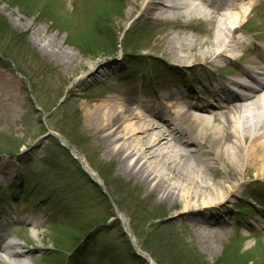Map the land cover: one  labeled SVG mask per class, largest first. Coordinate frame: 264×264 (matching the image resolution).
<instances>
[{"label":"rangeland","instance_id":"obj_1","mask_svg":"<svg viewBox=\"0 0 264 264\" xmlns=\"http://www.w3.org/2000/svg\"><path fill=\"white\" fill-rule=\"evenodd\" d=\"M100 1L0 0V59L7 66H0V84L7 83L9 87L0 90V172L7 173V176L0 173V189H3L0 210L5 220L19 215L37 219L35 236L31 229H23L21 236L17 235L33 250L30 262L39 264L51 252L47 264H60L69 249L81 241L87 245L73 257L80 259L76 264H146L133 255L116 217L118 212L126 218L136 244L151 255L155 264H264V180L254 179L255 172L246 177L249 179L240 176L234 179L238 187L229 197L230 203H225L227 198L216 203L217 208L226 204V213L221 215L225 225L213 229L215 235L209 239L210 247L205 249L184 224L187 220L181 221L177 216L182 206L164 202L161 194H147L133 178L118 174L115 162L108 159L84 123L85 105L93 104L95 98L118 97L121 89L123 98L153 95L150 76L158 79L154 86L162 98L166 96L162 91L183 92L193 78L199 83L195 90H199L202 79L216 67H175L163 61L156 46L165 35L185 36L186 41L197 39L195 50L201 52L212 42L213 35H209L215 32L216 25L225 28L223 20L191 18L151 23L135 10L134 18L129 21L133 12L131 1L121 0L120 5L116 4L119 1H110L112 9H108L115 13L110 17L106 13L108 18L100 20V35L82 38L85 28L89 30L98 19ZM254 8L239 26L246 30H242L243 34L264 42V4ZM79 11L81 14L77 16ZM61 17L69 22L70 30L61 31ZM228 25L232 28L233 21ZM145 36L148 39L143 40ZM238 36L246 43L245 48L251 49V45L254 48V53L246 55V60L241 62L245 65L260 50L250 43L248 35L238 33ZM138 37L141 39L137 40ZM82 46L96 49L86 53ZM40 48L42 52L46 49V54H41ZM53 51H63L69 58L74 56L75 61L57 63L50 55ZM96 62L109 63L115 70V75L105 84H97L98 77L101 78L98 74L84 79L85 71L81 67ZM215 63L222 66L227 61ZM122 66L123 70L119 71ZM227 73L234 75L231 70ZM205 83L209 85L207 79ZM12 93L17 101L11 108L4 102ZM210 125L216 126L212 120ZM193 130L197 132L199 126L194 125ZM46 132L59 136V141L45 140L42 133ZM60 142L75 149L87 161L109 190L108 196L89 181ZM17 148L23 151L20 157L14 154ZM212 158L210 154L203 159L209 163ZM168 159L172 158L168 156ZM22 179L27 184L25 194L19 200H9V183H19ZM46 190L53 191V195L46 196ZM249 201L262 207L251 208ZM250 224L257 233L247 237L248 232L241 225L250 227ZM90 231L92 238L88 237V241L85 236ZM54 247L57 251H53Z\"/></svg>","mask_w":264,"mask_h":264},{"label":"bare ground","instance_id":"obj_2","mask_svg":"<svg viewBox=\"0 0 264 264\" xmlns=\"http://www.w3.org/2000/svg\"><path fill=\"white\" fill-rule=\"evenodd\" d=\"M130 1L133 12L129 21L134 18L135 10L151 23L191 18L211 22L217 18L223 20L225 28H221V24L216 25L215 32L209 35H213L212 42L201 52L195 50L197 39L186 41L185 36L165 35L157 44L156 49L166 63L193 67L199 63L213 64L218 58H231L225 54L226 50L233 42L235 46L240 45L234 33L255 0H199V4L194 2L197 0ZM213 1L217 2L216 7H212ZM97 6L102 11H98L100 20L108 18L106 13L109 17L115 13L110 12L104 1ZM232 21L234 26L231 28L228 23ZM63 29L70 30L69 22L63 25ZM226 30L228 34H225ZM41 49L39 52L46 54V49L45 52ZM189 53L192 54L188 56ZM50 55L57 63L63 60L67 63V59L75 61L74 56L69 58L63 51H53ZM96 67H100V63L82 66L84 79L94 77L98 70ZM245 80L253 81L255 87L246 86ZM230 84L247 94H232L228 88L212 90L213 93L216 91V104L202 106L194 102L188 104L185 99L162 104L153 99L149 101L147 97L132 100L122 96H103L93 104L85 105L84 111L85 127L91 131L108 159L115 162L117 173L133 178L147 194H161L160 199L164 202L182 206L177 216L181 221L187 220L184 224L196 236L198 245L205 249L210 247L209 239L215 235L213 229L222 228L224 218L221 215L226 213L224 207L231 202L229 197L238 187L234 179L237 176L246 178L255 172L254 179L264 180V49L257 59L249 61L241 69ZM8 89L7 83L0 84V90ZM229 98L231 101L225 108L219 105L220 101L225 102ZM5 100L4 104L11 108L17 101L13 93ZM210 107L215 110H210ZM198 112H211L212 123L216 126L211 128L208 117ZM196 124L199 130L194 132ZM210 154H213L212 162L207 163L203 158ZM168 156L172 159L166 160ZM78 159L92 175L93 171L83 158L78 156ZM225 199L226 204H221L224 206H215ZM119 218L126 226V219L122 215ZM19 248L12 242L0 256L12 258L13 264H30L26 260H17Z\"/></svg>","mask_w":264,"mask_h":264},{"label":"trees","instance_id":"obj_3","mask_svg":"<svg viewBox=\"0 0 264 264\" xmlns=\"http://www.w3.org/2000/svg\"><path fill=\"white\" fill-rule=\"evenodd\" d=\"M12 1H15V0H12Z\"/></svg>","mask_w":264,"mask_h":264}]
</instances>
